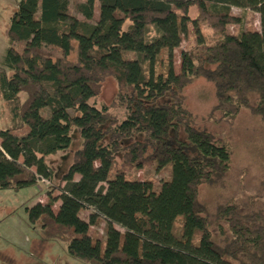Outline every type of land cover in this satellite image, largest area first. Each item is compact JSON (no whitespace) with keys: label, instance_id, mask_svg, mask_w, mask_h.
Segmentation results:
<instances>
[{"label":"trees","instance_id":"trees-1","mask_svg":"<svg viewBox=\"0 0 264 264\" xmlns=\"http://www.w3.org/2000/svg\"><path fill=\"white\" fill-rule=\"evenodd\" d=\"M17 1L0 66L10 121L0 131V190L52 185L48 158L69 152L75 132L81 141L60 194L27 208L29 222L86 264H264L263 209L199 202L203 185L224 184L233 147L198 127L185 95L204 79L214 89L212 119L232 125L248 110L264 126V0ZM235 8L259 14L260 31L242 29ZM232 25L241 27L237 34L228 32ZM191 27L196 44L178 64L175 51ZM108 78L118 86L110 106L99 104ZM151 162L171 168L159 188L127 176V166ZM180 220L197 241L176 233ZM100 221L104 242L91 235Z\"/></svg>","mask_w":264,"mask_h":264},{"label":"rangeland","instance_id":"rangeland-1","mask_svg":"<svg viewBox=\"0 0 264 264\" xmlns=\"http://www.w3.org/2000/svg\"><path fill=\"white\" fill-rule=\"evenodd\" d=\"M80 2L79 0H73ZM18 7L17 0H0V66L4 60L9 40L6 28L11 23ZM74 12V9H73ZM233 14L242 17V29H254L260 31V15L250 10L233 9ZM195 11L191 12L192 18L196 17ZM208 41L216 39L213 31L206 23L201 24ZM240 26L232 25L228 32L237 34ZM196 44L193 28L185 38L180 49L175 51L176 61L179 64L180 53L189 50ZM18 49L21 48L17 44ZM166 53L159 58V73L163 77L165 72ZM186 106L197 120L201 129L208 130L217 138H225L233 147L232 171L225 179L224 184L217 186L203 185L199 192V202L210 210L232 199L239 203L249 204L251 209L264 210V126L248 110H244L239 118L230 125L220 120L216 114L212 119L210 114L216 105L213 86L204 79H196L185 90ZM118 93L117 83L108 78L102 85L99 104L110 106L116 101ZM100 106V105H99ZM115 111V110H114ZM10 125L6 103L0 97V131ZM76 139L69 152H61L49 157L47 162L55 172L54 183L40 182L35 187L25 190H0V264H86L68 254V245L57 240L49 239L41 232L39 226L29 222L27 208L37 203L45 204L49 194L58 196L60 191L56 186L60 184L62 177L67 172L73 160L74 152L80 147L81 141L75 132ZM2 140L0 138V144ZM124 164L122 156L117 158V169ZM125 166V165H124ZM171 168L158 170L157 163H147L143 169L126 168V174L130 178L142 181H152L156 188L170 179ZM79 177L76 178L78 180ZM60 202L56 204V208ZM90 211H84L81 217L88 221ZM106 223L100 221L97 226L91 228L94 239L102 242L105 240ZM190 243L197 241V235L190 227H183L180 220L176 226V233ZM216 234V230H213Z\"/></svg>","mask_w":264,"mask_h":264},{"label":"built area","instance_id":"built-area-1","mask_svg":"<svg viewBox=\"0 0 264 264\" xmlns=\"http://www.w3.org/2000/svg\"><path fill=\"white\" fill-rule=\"evenodd\" d=\"M40 182H46V183L50 184V183H49L48 181H46V180H41ZM40 182H39V183H40Z\"/></svg>","mask_w":264,"mask_h":264}]
</instances>
